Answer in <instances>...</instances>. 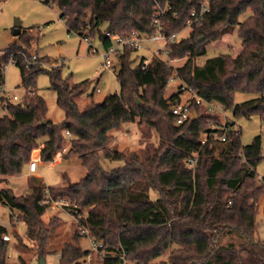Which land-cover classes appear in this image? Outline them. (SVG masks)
Returning a JSON list of instances; mask_svg holds the SVG:
<instances>
[{
	"label": "trees",
	"instance_id": "1",
	"mask_svg": "<svg viewBox=\"0 0 264 264\" xmlns=\"http://www.w3.org/2000/svg\"><path fill=\"white\" fill-rule=\"evenodd\" d=\"M45 1L56 5L69 33L81 38L98 34L104 48L112 43L105 32L151 35L157 6H169L162 17L166 35L179 33L187 27L191 12L200 10V0ZM208 7L192 23L187 37L166 44L168 58L184 59L182 65L166 64L155 54L136 61L135 51L124 47L116 55L118 92L100 101L93 100L91 92L82 107L76 98L86 81L69 82V76L62 75V63L25 65L37 37L32 30H20L17 41L0 49V84L4 66L12 62L19 68L24 91H33L17 102L0 97V106L7 109L0 114V180L22 174L35 150L40 160H51L62 146L64 130L70 133L64 156L75 154L85 169L75 181L62 174L64 183L57 186H46L33 176L26 194L0 187V202L8 207L11 223L16 219L25 227L22 236H14L19 242L25 237L34 243L38 257L45 258L59 224L56 217L48 225L41 218L48 193L51 199H66L69 204L64 206L76 218L57 264H80L91 253L80 244L85 236L79 227L101 243L97 264H264V241L255 237L257 204L264 191V175L259 177L255 170L264 158L260 136L242 145L236 127L224 142L212 138L222 122L201 113L192 97L187 107L196 116L176 124L170 109L181 102L185 85L205 102L230 111L232 117L257 115L264 122V0H208ZM232 35L240 39L235 52H219L198 61L209 45L224 48ZM45 57L37 56L39 61ZM40 73L48 75L56 92L63 112L59 122L41 123L47 105L35 86ZM172 78L180 84L165 98ZM238 92L252 96L234 102ZM133 123L142 132L144 144L156 134L157 145H145L138 152L111 147L114 132ZM197 152L195 167H187L184 159ZM102 160L120 164L106 169ZM150 192L157 196L152 198ZM4 233L7 228L0 223V264H27L20 255L13 262L7 259ZM164 255L166 259H159Z\"/></svg>",
	"mask_w": 264,
	"mask_h": 264
},
{
	"label": "rangeland",
	"instance_id": "2",
	"mask_svg": "<svg viewBox=\"0 0 264 264\" xmlns=\"http://www.w3.org/2000/svg\"><path fill=\"white\" fill-rule=\"evenodd\" d=\"M244 16L242 15L240 19H243ZM16 19L21 23L20 30H32L37 34V37L31 44L30 54L46 56L44 59L38 60L40 65L44 67H55L60 65L62 61V75L69 76V82L86 81L83 93L76 98L79 107L85 104L89 99L87 95L91 92V98L95 101H100L105 96L118 92L119 87L115 74L119 65L116 57L111 58L113 62L112 67L105 68L101 56L98 53H92L89 49L90 43L99 52L104 51L98 34L87 38L88 42H86L74 32L69 33L65 20L60 17L58 8L52 2L46 3L45 0H0V49L5 48L11 42L17 41L18 36L13 34V24ZM104 29L105 25H102L100 31L103 32ZM190 31V27H185L179 32L178 37L180 39L185 38L189 35ZM239 42L240 39L236 35H232L226 38L224 48L217 50L212 45H209L207 53L200 56L198 61L203 62L206 58L219 52H235ZM156 49V44L144 42L142 48L133 52V55L138 56L136 60L138 61L142 56L149 58ZM184 61V59L174 60L172 63L174 66H180ZM20 83L19 68L12 62H8L3 70V81L0 84V97L2 96L1 90L3 88L5 95L17 94L23 99H26L28 93L24 91ZM179 84L180 82L176 78L169 80L164 91V97L169 98L175 93ZM35 86L37 93L44 98L47 105L45 119L50 118L53 122L61 121L63 112L56 103V92L50 88L48 75L46 73H40L36 77ZM96 86L99 87L98 92L94 91ZM251 96L252 94L250 93L238 92L234 96V102L244 101ZM180 99L182 103L187 102L189 93L183 91ZM206 108L207 105L202 103L200 112L206 113ZM223 113L234 120L236 126L240 128V142L242 145L249 144L255 136L259 135L261 138V151L264 154V122L257 115L245 118L242 116L232 117L228 110L223 111ZM141 135L142 132L138 130L135 123L126 124L120 131L114 132V139L111 141L110 146L123 152H138L145 145L150 148L157 145L158 139L156 134L150 135L147 138L146 144L142 142ZM69 145L70 138L65 137L61 148L53 155V157H57L58 153H60V163L55 164L49 161H42L38 164L37 171L40 173L42 181L46 186L63 184L62 174L64 173L70 181H75L84 174L85 169L75 154L64 156ZM31 158L37 159V156H33L32 154ZM118 164L120 163L117 161L102 160V165L106 169ZM255 170L259 177L264 175V158L257 163ZM33 176L36 175L24 171L22 174L7 178L5 181L0 180V187L10 186L14 194H26L30 191L28 182ZM150 196L155 198L157 193L150 192ZM63 200L64 203L61 205L53 207L47 206L46 212L41 217L46 225H48L52 217L58 218L59 222L56 230L57 236L46 247L48 250V253L45 255L46 264L57 262L63 243L69 239L75 229V216L64 206L69 204L68 201L66 199ZM11 222L8 207L0 202V223H4L3 225L7 228V234L10 237L8 240L7 259L13 262L20 255L27 264H38L39 257L34 243L25 237L21 238V242H19L14 236L16 233H19L21 236L23 235L25 230L24 225L20 221ZM256 223L257 229L255 237L264 241V191L257 204ZM80 244L84 248L91 250V253L85 261L80 264H97V253L91 249L88 238L83 237L80 240ZM166 256L164 255L159 259H166Z\"/></svg>",
	"mask_w": 264,
	"mask_h": 264
},
{
	"label": "built area",
	"instance_id": "3",
	"mask_svg": "<svg viewBox=\"0 0 264 264\" xmlns=\"http://www.w3.org/2000/svg\"><path fill=\"white\" fill-rule=\"evenodd\" d=\"M168 8L169 6H165V7L157 6L154 14L151 17V26L154 28V32L151 35L147 36L143 33H139L136 31L131 32L127 36H120L118 34L105 32V36L109 37L110 41H112L111 45H109L107 48H104L103 52H99L96 48H94L89 43V49L91 50L92 53H98L101 56V58L103 59V65L105 68H110L113 65L111 58L116 57L119 51L123 49L124 47H130L132 50L137 51L142 48L144 42H152L157 45V49L153 51L152 55L153 54L159 55L166 64H173L172 63L173 60H170L168 58V50L166 49V44H168L169 42H173V41L177 42L180 40V38L178 37L179 33H173L171 35H166L164 32L162 17L164 16L165 11ZM208 9H209L208 0H200V10L198 12H196L195 10L191 12V19L188 22L187 27L191 28L192 23L197 22L200 19V16L202 15V13L208 11ZM83 40L88 42L87 38H83ZM32 63H38V58H37V55L35 54L31 56V59L29 61H26L25 65L28 66ZM182 89L183 91L189 93V98L192 97L194 102L198 104L200 107L202 103H205L207 105L206 114H209L217 118L220 117L219 119L222 122V124L216 126L219 129V133H214V136H212V138L219 139L223 142L226 141L228 132L231 131L233 128H236L237 126L234 120L227 117L223 113V111H225L224 108L215 102H205L203 99H201L199 96L196 95V92L192 87L183 85ZM1 91H2L1 97H4V98L6 97L11 102H17L22 99V97L17 94L5 95L4 94L5 91L3 88ZM94 91L98 92L99 87L96 86L94 88ZM27 93L29 96L33 93V91L29 90ZM187 105H188V101L184 103L180 102L170 107L171 112L175 117L176 124L183 123L186 119H188L189 117L193 116L194 113H196L195 111L188 109ZM6 111H7L6 106L1 105L0 114L5 113ZM63 134L65 137H68V138L70 137V133L68 130H64ZM205 140L206 138H203L202 142H204ZM59 154L60 153H58L57 157H52V159L48 161L51 163H55V164L60 163L61 157ZM198 156L199 154L197 152L191 156L186 157L184 159L186 166L194 168L197 163ZM26 167L29 173L34 172L37 168V159L31 158V160L29 161ZM45 202L47 203L48 206L53 207V206H58V205L63 204L64 200L62 198L51 199L49 197V194L47 193L45 195ZM14 221L18 222V220L16 219H14ZM79 233L88 238L90 245H91V249L97 252L98 249L101 247V243L94 241L85 227H79ZM2 239L8 241L10 237L8 236V234L4 233L2 235ZM53 264H57V263H53Z\"/></svg>",
	"mask_w": 264,
	"mask_h": 264
},
{
	"label": "water",
	"instance_id": "4",
	"mask_svg": "<svg viewBox=\"0 0 264 264\" xmlns=\"http://www.w3.org/2000/svg\"><path fill=\"white\" fill-rule=\"evenodd\" d=\"M20 21L16 19V21L14 22L13 24V34L17 35L20 33ZM194 116H196V113H194ZM46 119L44 118L41 123L44 124L46 123ZM38 154V151L35 150L34 153H33V156H37ZM38 264H46V261H45V258L43 256H39V259H38Z\"/></svg>",
	"mask_w": 264,
	"mask_h": 264
},
{
	"label": "crops",
	"instance_id": "5",
	"mask_svg": "<svg viewBox=\"0 0 264 264\" xmlns=\"http://www.w3.org/2000/svg\"><path fill=\"white\" fill-rule=\"evenodd\" d=\"M88 101V100H87ZM86 101V102H87ZM85 102V103H86ZM47 120H50V118L49 119H47ZM38 151V154H37V166H38V164L40 163V162H42V160H40L39 159V150H37ZM25 171H27V167L25 168ZM28 172V171H27ZM32 174H34V175H36L37 177H40L41 179H42V177H41V175H40V173L37 171V168H36V170L34 171V172H32ZM15 177V176H14ZM9 178H11V177H9ZM9 213H10V211H9ZM6 223V222H5ZM2 224H4V223H2Z\"/></svg>",
	"mask_w": 264,
	"mask_h": 264
}]
</instances>
